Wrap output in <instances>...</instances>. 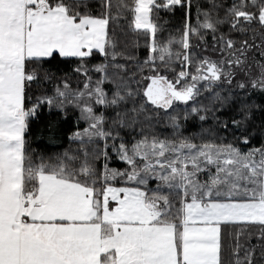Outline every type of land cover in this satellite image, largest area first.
Listing matches in <instances>:
<instances>
[{
	"label": "snow or ice",
	"instance_id": "snow-or-ice-1",
	"mask_svg": "<svg viewBox=\"0 0 264 264\" xmlns=\"http://www.w3.org/2000/svg\"><path fill=\"white\" fill-rule=\"evenodd\" d=\"M0 264H264V0H0Z\"/></svg>",
	"mask_w": 264,
	"mask_h": 264
},
{
	"label": "trees",
	"instance_id": "trees-1",
	"mask_svg": "<svg viewBox=\"0 0 264 264\" xmlns=\"http://www.w3.org/2000/svg\"><path fill=\"white\" fill-rule=\"evenodd\" d=\"M142 53L143 50H141V54ZM42 117L41 120H36L33 123L29 135V140L34 150L47 156H55L76 147V145L69 139L67 134L68 125L66 122H62L61 133L55 140H52L49 139L46 123L48 120L55 118V113H49L48 110L45 109L42 113ZM74 121L75 116H73V122ZM115 166H120V162H117ZM252 243H258L256 237H253Z\"/></svg>",
	"mask_w": 264,
	"mask_h": 264
}]
</instances>
